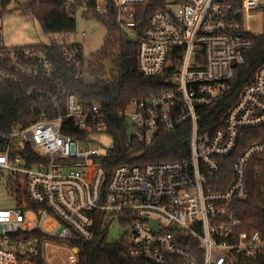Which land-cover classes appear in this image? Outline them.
<instances>
[{
    "label": "built area",
    "instance_id": "1",
    "mask_svg": "<svg viewBox=\"0 0 264 264\" xmlns=\"http://www.w3.org/2000/svg\"><path fill=\"white\" fill-rule=\"evenodd\" d=\"M112 5L109 12L108 1L97 0L96 10L137 42L138 71L166 80L159 92L126 106L130 137L152 146L189 123V157L120 164L108 178L98 162L110 148L99 141L110 137L105 113L66 77L83 80L89 69L82 45L61 43L57 53L47 45H8L0 17V92L12 85L26 97L16 121L0 129V183L14 202L0 207V264H47L44 244L92 240L96 223L107 240L118 223L124 254L153 264H241L244 257H264V233L243 228L238 206L251 194L249 168L261 172L264 165V138L248 143L234 162L224 160L238 151L245 128L264 126V61L222 116L207 127L199 122V110L224 96L246 64L251 35L263 30L264 0ZM64 6L89 11L85 1ZM261 180L264 191V175Z\"/></svg>",
    "mask_w": 264,
    "mask_h": 264
},
{
    "label": "trees",
    "instance_id": "2",
    "mask_svg": "<svg viewBox=\"0 0 264 264\" xmlns=\"http://www.w3.org/2000/svg\"><path fill=\"white\" fill-rule=\"evenodd\" d=\"M84 1L89 7L85 16L103 22L107 29V41L103 49L95 54L94 61H89L91 71L103 74V63L110 60L115 64L116 74L113 75L111 81L103 86H88L83 83V80L73 78L70 73L66 77L70 88L80 91L87 101L97 100L105 113L102 124L113 141L108 152L98 159L105 174L109 178L113 168L120 164L188 158L189 123L180 124L177 130L172 133L162 134L152 146H147L130 137L128 124L122 113L126 110L131 99L142 98L151 92H159L165 88L164 77L141 74L137 69V42L127 38L108 14L104 15L96 10L97 0H75L77 5L83 4ZM107 1L109 12H112V0ZM11 2L12 0H0V15ZM65 3L66 0H32L20 8L24 14L33 16L46 33L67 34L76 29L77 23L74 14L77 11V6L67 10L64 6ZM261 9L264 18V5L261 6ZM251 36L254 39V44L246 51V64L239 69L236 78L229 86L230 88L217 102L211 104V107L199 110L201 127L210 126L223 115L244 83L253 78L256 68L264 61V26L259 34ZM47 47L57 53L59 42L56 41ZM25 102L26 97L19 87L7 85L2 89L0 92V129H8L16 121L19 112L24 110ZM263 138V125L257 128H245L241 134L238 151L224 160H228L229 163L234 162L239 152L248 143ZM258 158L259 156H256L252 163ZM248 172L251 194L247 200L238 203L240 217L245 230L257 229L264 233V191L260 188L263 184L261 177L264 175V165L261 172H256L253 168H249ZM95 226L96 234L92 240H83L79 237L67 240L57 239V242H64L79 250L77 264H153L141 257H127L124 254V243L108 241L106 230L98 223ZM38 235L43 238L42 234L38 233ZM241 264H264V257H244Z\"/></svg>",
    "mask_w": 264,
    "mask_h": 264
},
{
    "label": "rangeland",
    "instance_id": "3",
    "mask_svg": "<svg viewBox=\"0 0 264 264\" xmlns=\"http://www.w3.org/2000/svg\"><path fill=\"white\" fill-rule=\"evenodd\" d=\"M32 0H12L6 7L5 11L0 15L2 19V32L4 42L8 45H51L54 42L61 43H80L83 47L84 57L87 61H94L95 54L100 52L107 39V29L103 22L96 18L87 17L79 10L75 12L74 18L76 20V29L71 33H46L41 24L30 15L24 14L21 11L22 5ZM38 1V0H37ZM254 23V22H253ZM89 63V62H88ZM89 69L83 74V83L88 86L100 85L103 86L112 80L115 73L114 62L108 60L103 63V74L94 73L90 69V64H87ZM168 80V79H167ZM166 82V80H164ZM105 146L110 147L113 144L111 136L102 135L99 138ZM12 197L7 195V191L2 183H0V207L13 206ZM30 215L37 219V214L33 211ZM112 220L113 216H106L105 220ZM36 225V221H35ZM108 233V241L116 242L122 238L125 231L118 223H114ZM45 245L46 262L47 264H77L78 251L71 245L64 242H57L50 240L48 245Z\"/></svg>",
    "mask_w": 264,
    "mask_h": 264
},
{
    "label": "water",
    "instance_id": "4",
    "mask_svg": "<svg viewBox=\"0 0 264 264\" xmlns=\"http://www.w3.org/2000/svg\"><path fill=\"white\" fill-rule=\"evenodd\" d=\"M263 211H264V208H263ZM77 251H79L77 248H75Z\"/></svg>",
    "mask_w": 264,
    "mask_h": 264
}]
</instances>
